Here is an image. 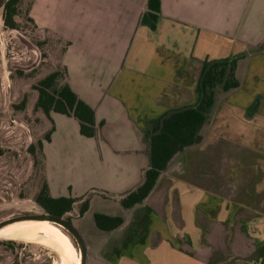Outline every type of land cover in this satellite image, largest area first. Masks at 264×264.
<instances>
[{"label":"crops","instance_id":"0c3cea01","mask_svg":"<svg viewBox=\"0 0 264 264\" xmlns=\"http://www.w3.org/2000/svg\"><path fill=\"white\" fill-rule=\"evenodd\" d=\"M160 1L152 30L142 23L148 0H33L37 27L67 44L59 64L95 110L98 127L88 138L75 117L51 113L54 131L44 143L50 194L91 199L100 193L108 200L110 194L120 203L149 167L148 122L198 103L204 60L243 55L236 71L241 86L219 95L204 142L173 162L144 204L115 215L125 221L101 230L93 259L264 264V0L240 37L232 30L241 0ZM223 151H240V159H225L237 162L240 174L219 188L214 162Z\"/></svg>","mask_w":264,"mask_h":264},{"label":"rangeland","instance_id":"374dc122","mask_svg":"<svg viewBox=\"0 0 264 264\" xmlns=\"http://www.w3.org/2000/svg\"><path fill=\"white\" fill-rule=\"evenodd\" d=\"M32 1L19 2L17 29L6 26L4 8L0 10V222L23 214H43V207L36 201L45 182L44 160L38 143L40 140L46 142L45 136L51 131L53 123L35 107L39 96L36 86L59 68L64 43L54 34L37 29L29 21ZM241 2L236 28L232 30L237 37L247 35L245 26L248 15L252 24L254 11L260 8L259 0ZM229 15L225 16L224 22L232 19ZM59 70L65 76L64 69L60 67ZM32 145L36 147L35 155L31 153ZM229 155L234 161L240 159V151H223L219 152L217 163L214 162L218 166L214 177L219 180V188H225L224 178L226 180L230 175H233L230 176L232 178L240 174L237 162L230 165L231 161H225ZM99 194L92 195L98 196L90 199L89 210L83 216L80 217L81 202H77L73 211L65 215L86 242V264H99L94 262L93 253L99 249L104 235L96 225L95 215L115 216L123 210L120 203L113 202L118 197L106 194L108 200L105 195ZM90 197L87 195L85 198ZM0 264L75 262L69 254L57 252L47 245L0 239Z\"/></svg>","mask_w":264,"mask_h":264},{"label":"trees","instance_id":"16d2710c","mask_svg":"<svg viewBox=\"0 0 264 264\" xmlns=\"http://www.w3.org/2000/svg\"><path fill=\"white\" fill-rule=\"evenodd\" d=\"M20 1L9 0L4 6V21L6 26L11 29L18 28L16 16L19 14L18 5ZM31 7L32 4L29 9V21L37 27L30 15ZM160 13L161 1L148 0L147 12L142 18V23L149 26L152 30H156ZM37 29L39 28L37 27ZM63 43L64 48L60 59L67 46L65 42ZM243 57V55H238L232 58L204 60L196 86V92L199 95L198 103L196 105L171 109L160 117L148 122L144 139L148 145L150 164L143 171L142 182L121 195L120 204L124 209L130 210L144 204L157 188L162 176L173 162L187 150L199 146L204 142L203 129L211 121L219 95L236 90L241 86L236 71L238 62ZM58 67L36 86V90L39 92L35 106L36 109L41 110L51 121L52 112L73 116L80 123L81 135L95 138L98 133L95 110L81 100L70 87L67 82L66 69L61 64ZM60 67L64 69L65 76L60 72ZM53 131L54 127L46 134L45 141H51ZM38 146L45 161L44 142L40 140ZM30 149L31 153L35 155V145H32ZM44 176L45 182L36 197V201L45 210L51 214L64 216L73 211L74 205L77 202L82 203L80 216H83L89 210L90 198H54L51 196L46 180L45 162ZM124 221V218L120 216H109L100 213L95 215L97 227L106 232L119 228L123 225Z\"/></svg>","mask_w":264,"mask_h":264},{"label":"bare ground","instance_id":"6f19581e","mask_svg":"<svg viewBox=\"0 0 264 264\" xmlns=\"http://www.w3.org/2000/svg\"><path fill=\"white\" fill-rule=\"evenodd\" d=\"M0 239L47 245L57 252L69 254L75 264H81L80 254L69 236L59 226L49 221L17 223L1 230Z\"/></svg>","mask_w":264,"mask_h":264},{"label":"water","instance_id":"95a60500","mask_svg":"<svg viewBox=\"0 0 264 264\" xmlns=\"http://www.w3.org/2000/svg\"><path fill=\"white\" fill-rule=\"evenodd\" d=\"M8 1L9 0H0V10L4 8L5 4ZM24 221H49L51 223L56 224L69 236V238L73 242L74 246L76 247V249L80 254L81 264L87 263L88 250H87L86 242L82 237V235L80 234V232L78 231V229L75 227V225L69 219L65 218V216H58L51 213L18 215L1 221L0 231L9 226Z\"/></svg>","mask_w":264,"mask_h":264},{"label":"flooded vegetation","instance_id":"af4514ba","mask_svg":"<svg viewBox=\"0 0 264 264\" xmlns=\"http://www.w3.org/2000/svg\"><path fill=\"white\" fill-rule=\"evenodd\" d=\"M46 213H49V212L43 208V214H46ZM67 214H68V213H67ZM64 216H65V215H64ZM5 240H7V239H5ZM14 241H16V240H14ZM22 242H23V241H22ZM10 244H13V243H10Z\"/></svg>","mask_w":264,"mask_h":264}]
</instances>
